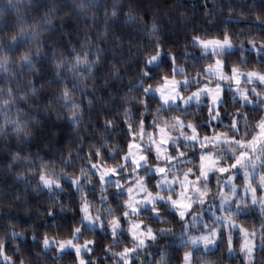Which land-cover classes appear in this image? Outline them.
Masks as SVG:
<instances>
[{"label":"snow or ice","instance_id":"obj_1","mask_svg":"<svg viewBox=\"0 0 264 264\" xmlns=\"http://www.w3.org/2000/svg\"><path fill=\"white\" fill-rule=\"evenodd\" d=\"M227 11L222 28L193 30L183 53L165 56L157 44L127 89L140 107L124 110L122 124L117 107L115 127L108 119L103 139L78 155V173H55L39 157L38 170L27 164L29 184L50 190L46 214L35 209L51 221L33 237L37 264H138L157 247L159 264H171L173 246L176 264H231L237 252L235 264H248L257 227L241 217L253 206L264 249V23L234 32L226 21L236 8L229 3ZM32 38L0 28V53L17 59L21 72L32 65L23 51ZM42 47L35 56L46 61ZM117 128L122 138L114 141ZM68 208L71 223H61L57 209Z\"/></svg>","mask_w":264,"mask_h":264},{"label":"clouds","instance_id":"obj_2","mask_svg":"<svg viewBox=\"0 0 264 264\" xmlns=\"http://www.w3.org/2000/svg\"><path fill=\"white\" fill-rule=\"evenodd\" d=\"M170 7L162 0H0V28L35 37L23 48L32 53V65L23 72L17 59L0 53V176L5 183L13 176L20 182L29 178L32 173L27 164H35L38 170V157L50 162L55 173L79 172L77 157L85 143L88 149L103 139L101 132L108 119H113L115 127L113 110L120 106L119 116H123L131 105H139L137 94L130 95L133 92L125 89L124 80L129 85L137 81L143 62L157 44L162 48L169 44L163 20ZM236 14L264 23V0H251ZM65 36L79 37V45L65 50L60 43ZM41 45L46 46L41 48L46 61L35 56ZM171 51L177 53L175 47ZM120 66L129 71L121 73ZM133 67L138 69L135 76L130 74ZM96 109L104 112L102 125L93 124ZM66 162H74V167L63 168ZM31 189L42 201L50 191L39 192L34 184ZM14 196L7 187L0 195V250L7 242V250L0 251V264H37L33 237L41 227L50 228L51 221L45 214L29 216L33 209L24 206L22 196L19 200ZM60 213L57 209L60 222H68L69 217ZM159 256V247L148 249L138 264L145 259L147 264H159ZM168 259L176 264L171 255ZM248 264H264L261 242L256 244L254 261L249 257Z\"/></svg>","mask_w":264,"mask_h":264},{"label":"trees","instance_id":"obj_3","mask_svg":"<svg viewBox=\"0 0 264 264\" xmlns=\"http://www.w3.org/2000/svg\"><path fill=\"white\" fill-rule=\"evenodd\" d=\"M163 4L166 6H171L169 11L167 12L166 16L164 17V24L166 25L168 32L167 35L169 37V44L163 48L165 56L167 55L168 51L171 50L172 47H175L177 50V53H183L185 50V43L186 39H190L191 35L193 33V30L197 31H211L215 29L216 27L220 26L223 27V21L225 18L229 16V13L227 11V5L231 3L235 8L236 12H238L242 7L246 6L248 3H251V0H162ZM257 3H259V0H257ZM207 10V14H206ZM236 12L232 13V17L230 19H227V25L232 28L234 32L240 31L243 29L244 31H248L251 26H253V20L251 19H241ZM181 13L183 15H181ZM170 17V19H169ZM258 27V25H256ZM91 35V34H90ZM80 38L77 36H65L62 38L60 43L63 45V48L65 50H70L73 46L79 45ZM239 42L237 41V46ZM104 43L101 42V48L103 49ZM189 51H195V53L198 55V50H193L189 47ZM113 53H109V59H111V56ZM239 55V53H237ZM253 55H255L253 53ZM115 63V61H113ZM110 66V65H109ZM163 67V66H162ZM95 71V70H94ZM126 71H129L128 68L120 66V72L124 73ZM138 71L137 68L133 67L130 70V74L135 76V73ZM111 80L112 78L109 77ZM125 89L129 87L127 78L124 80ZM135 92L130 93V95H134ZM134 103V102H133ZM137 107H140V105H136ZM94 120L93 124L100 123L102 125V121L104 118V112L100 109H96L93 113ZM112 117H116L117 113L115 110L112 112ZM124 117L122 115L119 116V121L122 124ZM90 127L92 125H89ZM122 138V134L120 133L119 128L116 129V134L112 137V139L119 140ZM87 140V138H86ZM84 154H87V147L86 143L84 145ZM26 185H28L26 187ZM10 191L13 195H16L17 193H20L21 196L24 198V206L29 207L33 209L29 213V216H36L39 217V213L35 211L37 207H41L44 209L46 214V205L41 200L40 196H38L35 192L32 191L31 185L29 184V178H27L25 181L20 182L15 179V177H11L7 179V183H5V178L0 176V195H3L5 193V190ZM47 190H45L46 192ZM259 212L260 209L252 207L250 211H248L246 214H244L241 219L246 220L249 223V227L251 230V225L253 223L256 224L257 227V236L255 238V243L259 244L260 241V235H259ZM17 215L21 216V219L26 217H23L22 213H16ZM63 216L69 217L68 223H71V217L72 212H64L60 213ZM39 224H43L42 219H38L37 221ZM46 228L41 227L39 231L42 233L45 231ZM53 232H58L60 229H52ZM101 237H103V233L100 234ZM237 240H239V233L236 234ZM175 246H173V254L171 255L172 259L174 261L177 260L178 256L174 251ZM97 251L100 252V247L97 248ZM50 255H53L50 253ZM242 259L240 257V254L237 252V254L233 257H229V261L231 264H235V261L237 259ZM100 259L105 260V257L103 254H100ZM108 260L111 259L109 256L107 258ZM105 264H107V260H105Z\"/></svg>","mask_w":264,"mask_h":264},{"label":"rangeland","instance_id":"obj_4","mask_svg":"<svg viewBox=\"0 0 264 264\" xmlns=\"http://www.w3.org/2000/svg\"><path fill=\"white\" fill-rule=\"evenodd\" d=\"M207 207H208V206H207V205H205V208H206V209H207ZM253 207H255V208H258V209H259V206H253ZM246 213H247V212H246ZM205 214H206V215H208V214H210V213H209V212H206Z\"/></svg>","mask_w":264,"mask_h":264}]
</instances>
